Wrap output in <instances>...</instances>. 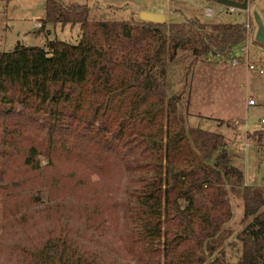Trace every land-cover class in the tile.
Instances as JSON below:
<instances>
[{
	"label": "trees",
	"instance_id": "trees-1",
	"mask_svg": "<svg viewBox=\"0 0 264 264\" xmlns=\"http://www.w3.org/2000/svg\"><path fill=\"white\" fill-rule=\"evenodd\" d=\"M46 13L41 31L80 26V39L0 52V166L9 168L0 182L16 180L21 169L39 174L46 160L62 163L76 185L71 200H49L47 209L64 219L60 232L46 230L40 245L24 235L31 224L21 236L9 234L2 242L14 255L6 263L206 264L205 251L212 256L232 235L224 227L235 195L244 202L240 264H264V186L245 185L223 135L186 127L182 96L169 98L167 87L179 51L195 61L228 60L249 40L246 24L95 22L88 6L61 0H47ZM95 173L111 201L81 197ZM4 196L8 209L22 201L45 206L42 194L26 198L18 187ZM111 202L127 231L119 244L98 229L81 239V220Z\"/></svg>",
	"mask_w": 264,
	"mask_h": 264
},
{
	"label": "rangeland",
	"instance_id": "rangeland-1",
	"mask_svg": "<svg viewBox=\"0 0 264 264\" xmlns=\"http://www.w3.org/2000/svg\"><path fill=\"white\" fill-rule=\"evenodd\" d=\"M61 1L67 6H88L89 18L95 22L140 21L141 14L148 12L165 15L168 24L185 23L193 19L213 25L246 24L250 38L228 60L215 55L195 61L191 53L179 51L175 61L167 67L168 97L182 96L187 128H201L225 137L232 166L244 173L246 186H264V47L256 42L258 27L255 21V15H258L264 24V0H246L249 5L247 11L228 10L213 0ZM46 5L47 0H0L1 53L13 52L19 46L44 47L47 40L78 43L80 26L62 28L51 25L41 31L42 21L47 15ZM208 10L212 11L210 15ZM37 24H41V28ZM249 66H255L256 69L250 70ZM251 100L254 102L252 106L249 105ZM3 129L0 124V138ZM81 145L93 147L94 141L82 140ZM239 148H246V151L239 152ZM41 167L39 174L30 175L27 170L21 169L16 180L11 183L0 182V264H7L6 260L14 255L2 242L9 234L19 235L31 224L24 235L32 241L37 238V244L40 245L46 238V230L58 234L65 224L64 219L57 221L56 214L47 208L50 207L51 197L55 200H71L72 188L76 185L75 174L63 167L62 163L49 167L44 160ZM8 169L7 166H0L1 179L6 177ZM89 175L94 187L86 191L81 189V197L89 200L110 199L109 193L97 189L96 185L102 182L101 175ZM56 181L59 184L52 185ZM115 186L116 183L109 189L113 191ZM17 187L26 193V198L42 194L45 206L35 210L29 207V203L22 201L17 208L8 209L2 197ZM230 199L233 218L224 229L232 235L212 256L205 251L208 257L206 264H240L242 244L237 236L245 227L242 224L244 202L235 195H230ZM115 205L111 202L103 208L94 206L95 212L89 220L86 223L81 220V239L90 241L89 238L98 229V234L106 233L107 237L114 239V245H118L127 231L125 224L115 216H118ZM25 218L26 225L22 223ZM71 218L72 225L77 221V216L72 215Z\"/></svg>",
	"mask_w": 264,
	"mask_h": 264
},
{
	"label": "water",
	"instance_id": "water-1",
	"mask_svg": "<svg viewBox=\"0 0 264 264\" xmlns=\"http://www.w3.org/2000/svg\"><path fill=\"white\" fill-rule=\"evenodd\" d=\"M130 1L140 2V0H130ZM213 1L217 3H221L222 5L226 6L228 10L247 11L249 9V5L247 1H245L244 3H238L230 0H213ZM140 20L143 22L154 23V24L167 23V19L165 15L152 14L148 12H143L140 16ZM255 21L258 27V31L256 34V42L264 47V24L258 15H255Z\"/></svg>",
	"mask_w": 264,
	"mask_h": 264
},
{
	"label": "built area",
	"instance_id": "built-area-1",
	"mask_svg": "<svg viewBox=\"0 0 264 264\" xmlns=\"http://www.w3.org/2000/svg\"><path fill=\"white\" fill-rule=\"evenodd\" d=\"M232 11H233V10H232ZM208 14L210 15V12H208ZM37 27L41 28V24H37ZM249 68H250V70H253V71L256 69L255 66H249ZM261 73H262V71H261ZM249 105H250V106L254 105V102L251 100V101L249 102ZM238 151H239V152H245V151H246V148H245V149L239 148Z\"/></svg>",
	"mask_w": 264,
	"mask_h": 264
},
{
	"label": "crops",
	"instance_id": "crops-1",
	"mask_svg": "<svg viewBox=\"0 0 264 264\" xmlns=\"http://www.w3.org/2000/svg\"><path fill=\"white\" fill-rule=\"evenodd\" d=\"M209 1V0H208ZM210 12V14L212 13V11L208 10Z\"/></svg>",
	"mask_w": 264,
	"mask_h": 264
}]
</instances>
